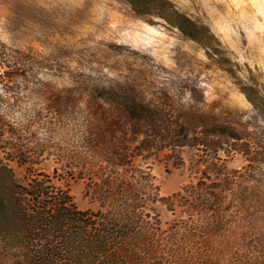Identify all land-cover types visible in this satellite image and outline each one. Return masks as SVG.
Returning <instances> with one entry per match:
<instances>
[{
	"label": "rangeland",
	"instance_id": "rangeland-1",
	"mask_svg": "<svg viewBox=\"0 0 264 264\" xmlns=\"http://www.w3.org/2000/svg\"><path fill=\"white\" fill-rule=\"evenodd\" d=\"M168 1L189 36L127 0H0V160L159 256L263 264L264 0Z\"/></svg>",
	"mask_w": 264,
	"mask_h": 264
},
{
	"label": "trees",
	"instance_id": "trees-1",
	"mask_svg": "<svg viewBox=\"0 0 264 264\" xmlns=\"http://www.w3.org/2000/svg\"><path fill=\"white\" fill-rule=\"evenodd\" d=\"M127 1L136 13L160 17L189 36L187 24L193 23L168 0ZM77 208L67 190L50 189L49 184L36 179L26 185L0 160V258L23 264H155L160 260L165 264H186L188 260L182 252L184 239L172 237L170 248L180 243L182 246L159 256L157 246L141 242L135 229L130 228L132 223L123 224L124 220ZM183 230L192 231L193 226ZM140 246L154 249L157 254H147L149 260L140 259L135 252ZM191 262L219 264L201 253L192 256Z\"/></svg>",
	"mask_w": 264,
	"mask_h": 264
}]
</instances>
